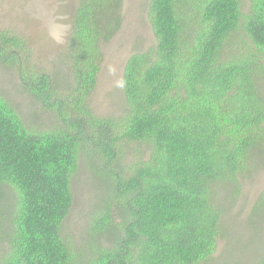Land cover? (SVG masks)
Listing matches in <instances>:
<instances>
[{
    "label": "trees",
    "instance_id": "trees-1",
    "mask_svg": "<svg viewBox=\"0 0 264 264\" xmlns=\"http://www.w3.org/2000/svg\"><path fill=\"white\" fill-rule=\"evenodd\" d=\"M122 4L76 0L61 82L33 65L24 38L0 30V66L56 121L29 129L0 96V203L12 194L0 264H207L221 236L216 189L238 193L264 153V0L246 13L243 0H150L155 47L124 66L123 114L101 117L90 97ZM131 143L148 158L122 163ZM81 161L103 188L91 239L76 249L62 225ZM253 210L264 215V188Z\"/></svg>",
    "mask_w": 264,
    "mask_h": 264
},
{
    "label": "rangeland",
    "instance_id": "rangeland-1",
    "mask_svg": "<svg viewBox=\"0 0 264 264\" xmlns=\"http://www.w3.org/2000/svg\"><path fill=\"white\" fill-rule=\"evenodd\" d=\"M150 0H123V22L120 30L102 47L103 62L90 106L97 116L119 118L126 106L122 77L128 58L155 47V39L148 21ZM248 0H243L242 11L247 12ZM76 0H0V30L17 34L26 40L33 65L57 81L69 76L66 43ZM234 34L237 43L238 34ZM263 94H264V82ZM0 96L17 111L29 129H51L56 121L50 112L40 108L19 84L16 72L0 66ZM149 148L142 143H131L122 151L121 162L146 160ZM251 176L245 178L238 193L227 184L216 189V205L221 207V236L215 253L207 264H258L264 248V215L253 208L264 188V153L257 156ZM81 161L72 179V207L62 225V235L76 249L89 243L88 215L97 201L98 189ZM0 208L10 205L12 194L7 189ZM1 251V250H0Z\"/></svg>",
    "mask_w": 264,
    "mask_h": 264
},
{
    "label": "bare ground",
    "instance_id": "bare-ground-1",
    "mask_svg": "<svg viewBox=\"0 0 264 264\" xmlns=\"http://www.w3.org/2000/svg\"><path fill=\"white\" fill-rule=\"evenodd\" d=\"M16 46V45H15ZM23 65V64H22ZM43 109H45V108H43ZM23 121V120H22ZM1 255V254H0Z\"/></svg>",
    "mask_w": 264,
    "mask_h": 264
}]
</instances>
